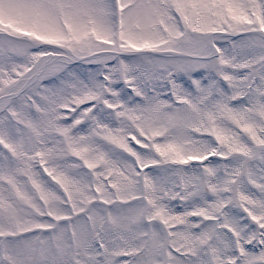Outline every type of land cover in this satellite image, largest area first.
<instances>
[{"label": "snow or ice", "instance_id": "obj_1", "mask_svg": "<svg viewBox=\"0 0 264 264\" xmlns=\"http://www.w3.org/2000/svg\"><path fill=\"white\" fill-rule=\"evenodd\" d=\"M0 264H264V0H0Z\"/></svg>", "mask_w": 264, "mask_h": 264}]
</instances>
